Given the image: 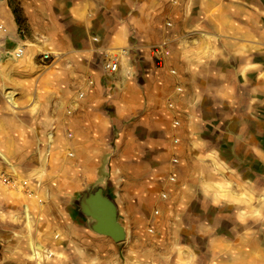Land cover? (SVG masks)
<instances>
[{
	"label": "crops",
	"instance_id": "crops-1",
	"mask_svg": "<svg viewBox=\"0 0 264 264\" xmlns=\"http://www.w3.org/2000/svg\"><path fill=\"white\" fill-rule=\"evenodd\" d=\"M0 19L26 49L0 73V264H264V0H0ZM95 185L125 243L72 214Z\"/></svg>",
	"mask_w": 264,
	"mask_h": 264
},
{
	"label": "rangeland",
	"instance_id": "rangeland-1",
	"mask_svg": "<svg viewBox=\"0 0 264 264\" xmlns=\"http://www.w3.org/2000/svg\"><path fill=\"white\" fill-rule=\"evenodd\" d=\"M28 46L29 43H28ZM10 62L12 63H19L18 60H9ZM7 62H5L4 64L0 65V73H1V70L4 69V68H10L9 66L6 65ZM22 67L23 68H26L28 66H25V65H16V67ZM13 69V68H12ZM15 79V78H14ZM13 85H14V81H8L4 76H0V105L3 104H7V105H10V106H14L15 102H16V94L15 92L11 91V89L13 88ZM12 94V99H10V96ZM14 94V95H13ZM11 100V101H10ZM172 179V178H171ZM173 180V179H172ZM175 180V179H174ZM5 182H9L8 180H5ZM98 188H102L104 190V193L107 195V196H110L114 201H115V198H113V196L111 195L108 187H104V186H101V185H95V186H88V187H85L84 189L81 190V193H77V196L75 195L74 197L72 196L71 199L73 198V205H70V208H71V211H72V214L80 220L81 222V218L83 216V218H85V223H86V226H88L91 230L95 231L94 228H93V225H94V221L95 219L90 215V214H85L84 213V210L83 208L80 206V201H81V195L84 191H89V192H94L96 189ZM86 189V190H85ZM165 196V195H164ZM167 196V195H166ZM165 196V197H166ZM117 204V202H116ZM19 212V211H18ZM117 217H118V220L119 222L122 224V221L120 219V212H119V205L117 204ZM30 228L32 226V228H35L36 227V224L33 223L32 221H25L24 222H16L15 224L12 225V227L14 228ZM124 226V225H123ZM125 227V226H124ZM126 230V229H125ZM155 229L154 228H150L149 229V232L150 233H154ZM96 232V231H95ZM98 233V232H96ZM100 234V233H98ZM102 235V234H101ZM110 237V236H109ZM18 239L17 243L19 241H22L21 243L25 246V244H27V249H29L24 257L25 259H27V261H34L35 263H37V261H45L46 259H53V258H56L58 256L57 253H54L52 252L51 250H47V251H44V250H41V247L45 246L44 244L41 245L40 243V237H37V236H24V235H18L16 237ZM112 238V237H111ZM2 239V237H0V240ZM53 239L55 241L58 240V236H54ZM128 239V236H127V232H126V237L125 239L121 240V241H117L118 243H125V241ZM13 240V239H12ZM35 244L34 246H38L40 245V251L38 250V252H40L39 254L37 255H34L35 253V250L37 249H34V246H31L30 244ZM54 244H58L57 242L54 243ZM1 245V244H0ZM0 256H1V250H0Z\"/></svg>",
	"mask_w": 264,
	"mask_h": 264
},
{
	"label": "water",
	"instance_id": "water-1",
	"mask_svg": "<svg viewBox=\"0 0 264 264\" xmlns=\"http://www.w3.org/2000/svg\"><path fill=\"white\" fill-rule=\"evenodd\" d=\"M80 206L84 213L94 219L93 228L96 232L121 241L126 237V230L117 217L116 202L104 193L102 188L94 192L84 191L81 195Z\"/></svg>",
	"mask_w": 264,
	"mask_h": 264
},
{
	"label": "built area",
	"instance_id": "built-area-1",
	"mask_svg": "<svg viewBox=\"0 0 264 264\" xmlns=\"http://www.w3.org/2000/svg\"><path fill=\"white\" fill-rule=\"evenodd\" d=\"M171 24V22H169ZM12 38V35L8 32L4 22L0 19V65L5 63L8 59H19L24 56L25 54V45H17L15 47L9 46V40ZM154 51L157 57L158 63L164 62L165 55L170 54V49L167 46V43H160L154 47ZM44 58L47 60L50 57L49 53H45ZM108 71L113 73L118 69V61L112 60L107 64ZM172 73H176L175 69H172ZM178 90L182 91L183 88L178 86ZM174 162H178V158L173 159ZM174 180L175 177H172ZM166 196V193H164Z\"/></svg>",
	"mask_w": 264,
	"mask_h": 264
},
{
	"label": "bare ground",
	"instance_id": "bare-ground-1",
	"mask_svg": "<svg viewBox=\"0 0 264 264\" xmlns=\"http://www.w3.org/2000/svg\"><path fill=\"white\" fill-rule=\"evenodd\" d=\"M9 70H10V69H9ZM9 96H10V99H12V97H13L12 94L9 95ZM10 101H11V100H10ZM27 214H28V213H27ZM31 245L34 246L35 244H32V242H31ZM36 248H37V249H36ZM39 248H40V245H38V246H34V249H36L34 255H37V254L40 253V252H38V250L40 251ZM40 254H41V253H40Z\"/></svg>",
	"mask_w": 264,
	"mask_h": 264
}]
</instances>
